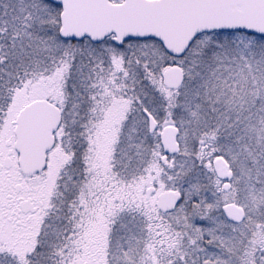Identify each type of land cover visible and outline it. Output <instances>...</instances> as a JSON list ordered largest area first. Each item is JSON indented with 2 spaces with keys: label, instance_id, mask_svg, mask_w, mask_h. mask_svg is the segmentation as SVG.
<instances>
[{
  "label": "snow or ice",
  "instance_id": "snow-or-ice-1",
  "mask_svg": "<svg viewBox=\"0 0 264 264\" xmlns=\"http://www.w3.org/2000/svg\"><path fill=\"white\" fill-rule=\"evenodd\" d=\"M0 264H264V0H0Z\"/></svg>",
  "mask_w": 264,
  "mask_h": 264
}]
</instances>
